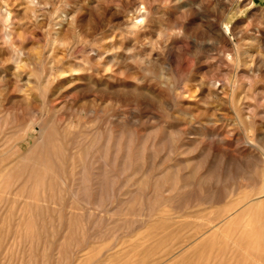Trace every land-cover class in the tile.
Returning a JSON list of instances; mask_svg holds the SVG:
<instances>
[{
	"label": "rangeland",
	"instance_id": "rangeland-1",
	"mask_svg": "<svg viewBox=\"0 0 264 264\" xmlns=\"http://www.w3.org/2000/svg\"><path fill=\"white\" fill-rule=\"evenodd\" d=\"M263 203L264 0H0V264H264Z\"/></svg>",
	"mask_w": 264,
	"mask_h": 264
},
{
	"label": "bare ground",
	"instance_id": "bare-ground-1",
	"mask_svg": "<svg viewBox=\"0 0 264 264\" xmlns=\"http://www.w3.org/2000/svg\"><path fill=\"white\" fill-rule=\"evenodd\" d=\"M36 2H37V1H36ZM25 5H26V4H25ZM144 7H145V6H144ZM142 8H143V7H142ZM25 9H26V8H25ZM5 10H6V9H5ZM5 10H4V11H5ZM142 11H145V10L143 9ZM142 11H139V14L141 15V16H138L139 18H140V17L142 18L143 14H144ZM137 12H138V10H137ZM2 14H4V13H2ZM145 14H146V13H145ZM139 18H138V19H139ZM129 21H130V20H129ZM131 21H132V20H131ZM8 35H10V34H8ZM6 37H7V36H6ZM144 68H145V67H144ZM150 68H151V67H150ZM147 69H148V68H147ZM14 72H15V71H14ZM16 75H17V74H16ZM3 77H4V76H3ZM140 89H141V88H140ZM145 89H146V88H145ZM153 93H154V92H153ZM157 95L159 96V94H157ZM157 95H156V96H157ZM153 96H154V95H153ZM162 96H163V95H162ZM153 99H154V98H153ZM158 99H159V97H158ZM161 100H162V99H161ZM154 102H155V101H154ZM160 102H161V101H160ZM48 135H49V134H48ZM52 135H53V134H52ZM46 137H47V136H46ZM40 138H42V137H40ZM43 138H44V140H45V136H44ZM65 138H66V137H65ZM50 139H51V138H49V140H50ZM58 139H59V138H58ZM58 139H56V140L58 141ZM47 140H48V139H47ZM47 140H46V141H47ZM51 140H53V139H51ZM56 140H55V138H54V141H55V142H56ZM60 141H61V140H60ZM47 142H48V141H47ZM44 143H45V142H44ZM52 143H54V142L52 141ZM46 144H47V145H46V147H47L50 143H49V144L46 143ZM54 144H55V143H54ZM58 144H59V143H57V145H58ZM52 145H53V144H50V146L52 147V149L55 148V147H57V148L59 147V146H55V147H53L54 145H53V146H52ZM55 145H56V144H55ZM43 146H44V144H43ZM50 146H48V148H49ZM44 147H45V146H44ZM59 148L61 149V147H59ZM59 148H58V149H59ZM41 149H42V148H41ZM50 149H51V148H49V151H50ZM55 149H56V148H55ZM58 149L55 150V152L59 153L60 150L58 151ZM62 149H63V147H62ZM44 150H45V148H44L42 151L44 152ZM49 151L47 150V152H49ZM43 152H40L41 154H40V153H39V154L42 155ZM55 152H54V153H55ZM104 152H105V151H104ZM44 153H45V152H44ZM49 153H51V152H49ZM54 153H51V154L54 155ZM37 154H38V153H37ZM104 154H105V153H104ZM33 155H35V154L32 153V157H33ZM40 155H38V156H40ZM43 155H44V154H43ZM35 156H37V155H35ZM46 156H47V154H46ZM46 156L44 155V157H42L43 159L41 158L42 161H44V158L47 159V158L49 157V155H48L47 157H46ZM103 156H105V155H103ZM126 156H127V155H126ZM25 157H27V156H25ZM38 158H40V157H38ZM49 158H51V157H49ZM53 158H55V157L53 156ZM53 158H52V159H53ZM103 158H105V157H103ZM23 159H26V158H23ZM46 159H45V160H46ZM128 159H129V158H128ZM27 160H28V159H27ZM27 160H24V162L26 161V163H27ZM54 160H55V159H54ZM58 160H59V159H58ZM31 161H32V160H31ZM33 161H36V160L34 159ZM47 161H49V163L52 162V161H50V159L47 160ZM59 162H60V161H59ZM37 163H38V162H37ZM49 163H47V164L50 165V164H52V163H54V162H52V163H50V164H49ZM56 163H57V162H56ZM24 164H25V163H23V166H24L25 169H26L27 167H26ZM27 165L30 166L29 163H28ZM50 166H51V169H52V168L54 167V164H53V167H52V165H50ZM30 167H31V166H30ZM45 167H47V166H45ZM28 168H29V167H28ZM32 168H34V167L32 166ZM32 168H31V169H32ZM43 168H44V167H42V169H43ZM21 169H22V170H21ZM21 169H19V170L23 171L24 168H21ZM36 169H37V168H36ZM44 169H45V168H44ZM44 169H43V170H44ZM54 169H55V167H54ZM101 169H102V168H101ZM27 170H29V169H27ZM34 170H35V169H34ZM34 170H32L31 173H34V172H33ZM48 170H50V168H47L46 172H47ZM13 171H14V170H13ZM36 171H38V173L40 172L39 170H36ZM53 171L55 172V170H53ZM10 172H11V171H10ZM18 172H19V171H18ZM23 172H24V171H23ZM23 172H22V175H23ZM41 172H42V171H41ZM41 172H40V175H41ZM84 172H85V171H84ZM84 172H83V174H84ZM88 172H89V170H88ZM20 173H21V172H20ZM20 173H18V175H20ZM86 173H87V172H86ZM35 174H36V172H35ZM35 174H34V176H36ZM9 175H11V174H9ZM26 175H27V173H26ZM28 175H30V174H28ZM42 175H43V174H42ZM44 175H45V173H44ZM44 175H43V176H44ZM100 175H101V174H100ZM2 176H3V175H2ZM24 176H25V175H24ZM32 176H33V175H32ZM52 176H54V175L52 174ZM103 176H104V174H103ZM26 177H27V176H26ZM47 177H48V176L45 175V178H44V179H46ZM84 177L86 178V176H84ZM95 177H97V176L95 175ZM27 178L29 179V176H28ZM32 178H33V177H32ZM32 178H31V175H30V179H31V180H32ZM37 178H39V177H37ZM87 178H88V177H87ZM21 179H22V178H21ZM21 179H20V180H21ZM82 179H83V178H82ZM88 179H89V178H88ZM102 179H103V178H102ZM42 180H43V179H42ZM95 180H96V179H95ZM98 180H100V179H98ZM98 180H97V182H99ZM18 181H19V180H18ZM34 181H35V179L33 178V180H32L31 182L33 183ZM45 181H46V180H45ZM45 181H44V182H45ZM59 181H60V180H59ZM86 181H87V179H86ZM19 182H20V181H19ZM81 182H82V181H81ZM83 182H85V181H83ZM89 182H90V180H89ZM16 183H17V182H16ZM37 183H38V182H37ZM37 183H35V184H37ZM42 184H43V183H42ZM89 184H90V183H89ZM100 184H101V183H100ZM17 185H18V184H17ZM26 185H27V184H26ZM26 185H25V186H26ZM28 185H29V183H28ZM32 185H34V184H32ZM32 185H31V187H32ZM76 185H77V184H76ZM23 186H24V185H23ZM23 186H22V187H23ZM42 186L44 187V185H42ZM82 186H84V185L82 184ZM96 186H97V185H96ZM8 187H9V186H8ZM20 187H21V186H20ZM43 187H42V188H43ZM53 187H54V186H53ZM84 187H85V186H84ZM89 187H90V186H89ZM33 188H34V187H33ZM36 188H37V186H36ZM78 188H79V187H78ZM31 189H32V188H31ZM43 189H44V188H43ZM82 189H83V188H82ZM82 189H81V190H82ZM24 190L26 191V189H24ZM34 190L36 191V189H34ZM38 190L40 191V189H38ZM85 190H86V189H85ZM9 191L11 192V190H9ZM86 191H87V190H86ZM76 192H80V191L78 190V191H76ZM82 192H83V191H82ZM23 193H24V192H23ZM44 194H45V192H44ZM86 194H87V193L84 194L85 197H86ZM101 194H102V193H101ZM24 195H25V194H24ZM31 195H32V192H31ZM88 195H89V194H88ZM55 196H56V195H55ZM100 196H101V195H100ZM83 197H84V196H83ZM87 197H88V196H87ZM17 198H18V197H17ZM33 198H34V196H33ZM38 198H39V197H38ZM38 198H37V199H38ZM47 198H48V197H47ZM41 199H42V198H41ZM45 200H46V199H45ZM47 200H48V199H47ZM6 202H7V201H6ZM30 202H31V199H30ZM15 204H16V202H15ZM257 204H258V202H257ZM263 204H264V203H263ZM33 205H34V204H33ZM39 205H40V204H39ZM33 207H34V206H33ZM38 207H39V206H38ZM90 207H91V206H90ZM81 208H82V207H81ZM245 208L247 209V207H245ZM19 209H20V208H19ZM24 209H25V208H24ZM31 209H32V208H31ZM2 210H3V208H2ZM51 210H52V209H51ZM0 212H2V211H0ZM60 212H61V211H60ZM11 214H12V213H11ZM28 214H29V213H28ZM12 215H13V214H12ZM19 215H20V214H19ZM4 216H5V215H4ZM23 216H24V215H23ZM34 216H35V215H34ZM16 217H17V214H16ZM72 217H73V216H72ZM41 219H42V218H41ZM44 219H45V218H44ZM85 219H86V218H85ZM36 220H37V219H36ZM18 221H19V220H18ZM21 221H22V219H21ZM34 222H35V221H34ZM14 224H15V223H14ZM36 224H37V223H36ZM23 226H24V225H23ZM35 226H36V225H35ZM31 229H32V228H31ZM38 229H39V227H38ZM38 231H39V230H38ZM27 232H28V231H27ZM29 233H30V231H29ZM54 233H55V232H54ZM29 235H30V234H29ZM34 243H35V242H34ZM22 248H23V247H22ZM38 252H39V251H38ZM46 254H47V253H46ZM42 255H43V254H42ZM44 256H45V255H44ZM29 260H30V259H29ZM39 261H40V260H39Z\"/></svg>",
	"mask_w": 264,
	"mask_h": 264
},
{
	"label": "snow or ice",
	"instance_id": "snow-or-ice-1",
	"mask_svg": "<svg viewBox=\"0 0 264 264\" xmlns=\"http://www.w3.org/2000/svg\"><path fill=\"white\" fill-rule=\"evenodd\" d=\"M143 10V9H142Z\"/></svg>",
	"mask_w": 264,
	"mask_h": 264
}]
</instances>
